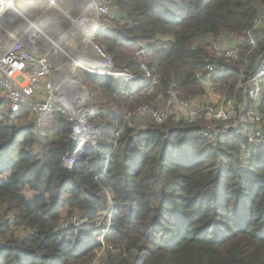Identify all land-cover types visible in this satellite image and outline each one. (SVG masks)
Returning a JSON list of instances; mask_svg holds the SVG:
<instances>
[{
    "label": "trees",
    "instance_id": "trees-1",
    "mask_svg": "<svg viewBox=\"0 0 264 264\" xmlns=\"http://www.w3.org/2000/svg\"><path fill=\"white\" fill-rule=\"evenodd\" d=\"M110 1L116 18L99 25L94 44L137 80L104 82L80 70L79 83L105 110L89 117L97 143L86 158L70 163L72 124L63 114L44 117L39 129L25 107L8 115L0 97V264H92L103 245L57 225L74 215L93 225L110 205L106 190L114 209L100 230L110 222L103 264H264V146L245 156L242 136L211 142L202 119L159 125L134 116L143 105L162 108L174 86L181 100L204 96L197 75L215 61L212 41L223 36L242 40L236 62L216 59L226 69L214 75L217 91L234 95L241 77L263 65L264 31L252 52L244 37L264 0ZM144 43L142 61L157 79L151 95H141L151 83L136 57ZM262 88L264 115V80Z\"/></svg>",
    "mask_w": 264,
    "mask_h": 264
},
{
    "label": "built area",
    "instance_id": "built-area-1",
    "mask_svg": "<svg viewBox=\"0 0 264 264\" xmlns=\"http://www.w3.org/2000/svg\"><path fill=\"white\" fill-rule=\"evenodd\" d=\"M96 1L98 15L101 18L113 19L116 13L114 3L110 0ZM2 13L3 11L0 9V15ZM263 31L264 9L255 21L253 28L244 37L248 40L251 52L256 47L257 33H263ZM241 44L242 40L238 37L223 36L212 41L215 61L208 64L206 74L197 75V79L204 90L210 88V91L215 92L219 88L220 82L215 81L214 75L225 74L226 69L216 59H223L226 64L236 62L239 59V47ZM93 47L95 58L102 62V65H97L96 68L92 69V74L106 79L115 78L124 83L137 80L136 76L131 73L118 71L115 68L112 57L106 55L99 46L95 45ZM149 52L150 46L144 43L136 53V57L141 60L140 71L147 79L151 80L150 85L141 95L153 94L157 86V79L153 77L149 67L142 61V58ZM242 80L243 76L234 95L230 97L220 93L215 103L205 99L206 94L193 101L181 100L174 86L168 101L162 108L155 109L152 105H143L134 116L136 119L148 117L159 125L170 118L176 122L183 120L189 124H194L202 119L207 123V127L202 132L205 138L215 142L221 136L234 132L245 139L241 146L243 154H245L251 147L264 146V115L260 112L263 95L264 60L262 68L255 76H252L244 83ZM242 87L246 91L242 96L243 98L238 94V90ZM0 89L3 90L4 98L9 102V107L6 110L8 115H20L25 107L32 115L36 116L35 125L39 129L42 126L44 117L51 116L56 112L63 114L72 124L71 138L78 141L75 153L78 154L82 149L85 137L91 128L89 117L92 115L90 111L81 112L75 108L76 103L71 102L69 91L61 87L52 57L41 54L37 43L31 44L30 41L17 40L10 43L0 53ZM86 91L85 93L82 89H79V92L83 93L85 97L89 95L94 98L93 94L88 90ZM131 117L132 115L128 116L127 119ZM122 132L123 130H119L116 133V137L118 138ZM105 195L108 197L110 205L106 212L99 213L93 225L84 223L75 215L63 217L57 225V230L61 233L75 232L86 236L92 235L98 239L103 248L100 254L97 253V257L92 264H101L100 260L106 252L104 238L111 226L108 221L105 233L100 231L106 217L110 216L108 214H112L114 209L112 193L106 190ZM96 230L99 231L95 233ZM98 237H101V239L99 240ZM5 247V242L0 241V249H5ZM109 249L114 251L112 247Z\"/></svg>",
    "mask_w": 264,
    "mask_h": 264
},
{
    "label": "rangeland",
    "instance_id": "rangeland-1",
    "mask_svg": "<svg viewBox=\"0 0 264 264\" xmlns=\"http://www.w3.org/2000/svg\"><path fill=\"white\" fill-rule=\"evenodd\" d=\"M16 2L15 0H13ZM23 2V0H21ZM19 1V2H21ZM26 3V7L28 8V12L33 18L28 17V12L25 14L27 16L26 19L31 20V24L36 23L37 21L41 22V26L43 27L44 31L48 36L42 37L43 40H35L34 42H30L31 44H39L40 53L43 55H49L52 57L55 68L58 70L59 68V60L55 59L51 55V51L55 48L58 44L56 41L60 38L56 32V28L63 30V32L67 35L66 43L61 44L59 47L64 49L67 54L70 51L74 52L75 56H79L81 58H88V50L87 44L91 46L94 43V39L96 36V30L98 29L99 25L103 24L104 26H110L108 21H105V18H101L97 13V1L96 0H24ZM40 2V4H38ZM96 6V7H95ZM95 8V12L90 11L91 8ZM116 18L114 15L113 19ZM25 20V18H22ZM29 20V21H30ZM109 20V19H107ZM84 22V23H83ZM24 26V25H23ZM12 28V27H10ZM17 32H14L16 37L18 34V29L16 28ZM21 33L23 31H20ZM88 32H90L88 34ZM6 34H4L5 36ZM14 37V38H16ZM6 38V36H5ZM39 42V43H38ZM4 46V45H3ZM84 47V49H82ZM92 48V46H91ZM4 49H0L2 52ZM87 69H90L88 73H91L92 68L90 66H85ZM83 71L79 68V66H71L68 69V78H71L75 81V83L79 86V89H82L83 92H87L86 89L82 87L79 83V72ZM92 74V73H91ZM102 77V76H99ZM67 78V79H68ZM104 82H106V78L102 77ZM83 94V93H82ZM85 103L83 108H89L88 106L94 105L95 108L91 111V115L96 116L100 112H105V110H100L96 99L87 95L84 97ZM74 103H77L76 101ZM80 110V109H79ZM91 110V109H90ZM144 120V119H143ZM226 136V135H224ZM247 156L248 154H244ZM99 236V235H97ZM99 240L101 237H98ZM98 241V239H97ZM101 252L99 251L98 254ZM97 257V255H96ZM96 259V258H95ZM94 259V260H95ZM105 257L102 256L100 263L103 264ZM93 263V262H92Z\"/></svg>",
    "mask_w": 264,
    "mask_h": 264
},
{
    "label": "bare ground",
    "instance_id": "bare-ground-1",
    "mask_svg": "<svg viewBox=\"0 0 264 264\" xmlns=\"http://www.w3.org/2000/svg\"><path fill=\"white\" fill-rule=\"evenodd\" d=\"M26 6L27 5L24 2V0H23V2L22 1L21 2H14L13 0H0V9H1V11H3V13L0 15V19L3 17V14L6 11H7L8 15L11 14L13 19H17L18 17H21V16L25 17V12L29 11ZM90 11L95 12V8L92 7ZM7 14L1 20L0 31L3 30V29H8V28L11 27V26H9V23H10L9 20L6 17ZM27 14H28V16L30 15L29 12ZM18 24L20 25V23H18ZM29 29H30V32H29L30 34H27L28 37H25L24 40L30 41L31 43L34 42V39L35 40H43L42 37L48 36L46 34V32L44 31L43 27L41 26V22L40 21H37L36 23L31 24ZM55 30H56V32H57V34H58V36L60 38H58L56 40L58 42V44L51 51V55L55 59L57 58V60H59V68L58 69H59V73H60L59 82L61 84V87H62V89H65V90L69 91V93L71 94V102L72 101L73 102H75V101L77 102L75 104V108L77 110L80 109L81 112L90 111V108H83V110H82V107H84V103H85L84 95L81 92H79V86L75 83V81L73 79L71 80V78H68L69 77L68 76V69L71 66H73V65H75L77 67L78 66L79 67H84L83 61H85V60H91L95 67L97 65H99L100 63L93 59L94 56H92L91 47L88 46V44H87V50H88V55L87 56H88V58H81L79 56H75L73 51H70L69 54H67L64 49L59 47L61 44L68 42L67 41V35L64 34L63 30H61V29L56 28ZM89 33L90 32H88V34ZM15 39H18V37H16ZM91 66H92V64H91ZM88 137H89V139L92 138L91 128H90V130L88 132Z\"/></svg>",
    "mask_w": 264,
    "mask_h": 264
},
{
    "label": "crops",
    "instance_id": "crops-1",
    "mask_svg": "<svg viewBox=\"0 0 264 264\" xmlns=\"http://www.w3.org/2000/svg\"><path fill=\"white\" fill-rule=\"evenodd\" d=\"M16 2H19V1H21V0H15ZM38 4H40V2H38ZM27 12H25V14H26ZM7 14V11L3 14V17L5 16ZM11 16V14L10 15H8L7 14V19L9 20V26H11L12 28H8V29H3V30H1L0 31V49L2 48V49H5L10 43H13V42H15V41H17V40H21V39H23L24 40V38L25 37H28L27 36V34H30L29 32H30V29H29V27L31 26V18H33V16H31L30 15V21L28 20V19H26V17H23V16H21V17H18L17 19H13L12 18V16ZM25 16H27V15H25ZM3 17L0 19V23H1V20L3 19ZM22 18H25V21L22 19ZM19 21V22H18ZM20 23V25L18 24V23ZM15 24V25H14ZM22 24V25H21ZM24 25V26H23ZM16 28L18 29V34H17V37H18V39H15L14 37H16V35H15V33L14 32H17L16 31ZM24 30V31H23ZM27 30V31H26ZM20 31H23V33H21ZM4 34H6L5 36H6V38H5V36H4ZM65 34V33H64ZM15 39V40H14ZM2 40V41H1ZM4 45V46H3ZM39 45V44H38ZM89 46V45H88ZM91 47V46H90ZM82 49H84V47L82 48ZM4 50H2V52H3ZM2 52H0V53H2ZM91 54H92V56H94L93 54H94V51H93V49L91 48ZM93 59L94 60H96V58H95V56L93 57ZM86 61V62H85ZM85 61H83V64L85 65V66H90L92 69H94V68H96L94 65H93V63H92V61L91 60H85ZM91 64H92V66H91ZM56 73H57V75L59 76L60 75V73H59V69L57 70L56 69ZM206 90V96L204 97L205 99H207V100H209V101H211V102H216L217 100H218V98H219V94H220V92L219 91H210V88H207V89H205ZM4 92H3V90H1L0 89V97H2V98H4ZM5 99V98H4ZM94 106V105H93ZM8 107H9V105H8ZM8 107H7V109H8ZM6 109V110H7ZM91 117H93V115L91 116Z\"/></svg>",
    "mask_w": 264,
    "mask_h": 264
},
{
    "label": "water",
    "instance_id": "water-1",
    "mask_svg": "<svg viewBox=\"0 0 264 264\" xmlns=\"http://www.w3.org/2000/svg\"><path fill=\"white\" fill-rule=\"evenodd\" d=\"M91 46H92V49H94L93 46H95V44L93 43V44H91ZM96 61H98L100 63L99 65H102V62H100L98 59H96ZM79 68L82 69L83 71L89 72L88 68L87 69L85 67H79ZM84 97H85V95H84ZM88 107L91 109L90 112L93 111L95 108V106H93V105H90ZM96 130H97V126L94 124H91L92 138L90 139V142H88V144H86V146H83L84 147L83 150L81 149L78 152V154L75 153L76 147L78 145V141L75 140L74 138L70 139L69 146H68V152H69L68 158H69V161L72 165L75 161L86 158L89 151L91 150V148L97 143ZM87 137H88V135L85 137V140L87 139Z\"/></svg>",
    "mask_w": 264,
    "mask_h": 264
},
{
    "label": "clouds",
    "instance_id": "clouds-1",
    "mask_svg": "<svg viewBox=\"0 0 264 264\" xmlns=\"http://www.w3.org/2000/svg\"><path fill=\"white\" fill-rule=\"evenodd\" d=\"M92 124V123H91Z\"/></svg>",
    "mask_w": 264,
    "mask_h": 264
}]
</instances>
